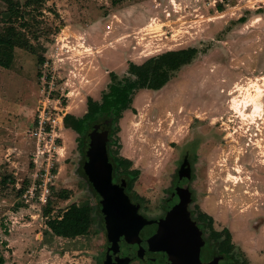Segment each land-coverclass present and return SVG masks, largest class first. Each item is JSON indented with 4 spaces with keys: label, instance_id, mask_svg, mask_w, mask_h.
I'll return each instance as SVG.
<instances>
[{
    "label": "rangeland",
    "instance_id": "rangeland-1",
    "mask_svg": "<svg viewBox=\"0 0 264 264\" xmlns=\"http://www.w3.org/2000/svg\"><path fill=\"white\" fill-rule=\"evenodd\" d=\"M10 1L12 11L0 0V36L13 28L26 47L13 50L9 70L0 67V250L5 264H101L104 232L96 196L80 163L87 135L61 132L63 149L51 150L55 177L42 206L21 197L48 158L47 153L40 155L44 149H37L30 131L48 95L52 118L58 113L80 117L89 92L108 84L110 72L118 79L133 78L130 62L139 65L166 51L196 48L199 53L163 88L134 94L135 112L125 115L120 131L126 144L122 150L132 154L139 173L125 177L123 166L114 178L131 182L130 193L142 204V212L158 218L188 154L191 174L184 189L193 201L188 210L194 216L200 213L196 202L210 193L213 199L203 206L219 220H228L214 201L218 189L223 199L235 190L229 209L233 206L236 213L251 198L253 208L260 206L264 0H124L115 6L112 0ZM251 97L261 104L260 116H248L251 107L243 111L245 116L238 115L233 101L241 108ZM118 135L111 127L112 157L121 149ZM63 191L69 194L67 200L58 197ZM48 203L50 218H58L72 204L89 205L90 229L75 239L54 236L42 214ZM240 222L229 224L231 238L253 255L264 248V236L254 237Z\"/></svg>",
    "mask_w": 264,
    "mask_h": 264
},
{
    "label": "trees",
    "instance_id": "trees-1",
    "mask_svg": "<svg viewBox=\"0 0 264 264\" xmlns=\"http://www.w3.org/2000/svg\"><path fill=\"white\" fill-rule=\"evenodd\" d=\"M8 3L9 10L12 11V2L5 0ZM124 0H112V5H117ZM220 9V7H219ZM20 34L15 32L13 28L8 30L4 36H0V67L9 70L13 63V50L15 48H25L26 44L19 37ZM196 48H187L181 50L166 51L154 57L147 59L142 64L130 62L128 65V74L133 78L118 79L117 76L110 72V83L101 96V101H94L93 98H86L87 111L82 117H76L71 114H65L63 117V125L67 129H71L78 136L87 135L92 128V124L97 122L102 116L111 120L113 127H116V133L119 128L117 126L122 113L126 110L135 112L132 107L133 96L138 90H159L173 77V74L180 70L184 65H188L198 55ZM44 63V58L39 59V64ZM89 130V131H88ZM78 147L80 143L77 141ZM83 145V143H82ZM85 144L82 153L85 152ZM120 161V160H117ZM125 166L126 170H121L125 175L136 177L138 170H129L130 163L120 161L118 169ZM55 172V171H54ZM132 183L128 182L129 188ZM58 197L62 200H67L69 194L67 191L61 192ZM42 214L47 221L46 226L50 232L59 238L75 239L85 234L91 226L92 215L89 205L77 206L75 204L66 208L62 215L58 218H50L51 208L48 205L42 211ZM198 219L208 223H212V218L199 214ZM223 232L225 235V243L229 244L230 235L227 230ZM0 264H5V259L0 250Z\"/></svg>",
    "mask_w": 264,
    "mask_h": 264
},
{
    "label": "water",
    "instance_id": "water-1",
    "mask_svg": "<svg viewBox=\"0 0 264 264\" xmlns=\"http://www.w3.org/2000/svg\"><path fill=\"white\" fill-rule=\"evenodd\" d=\"M98 129L99 126L96 125L87 134L88 143L85 152L86 162L83 165L84 174L93 190L99 195L100 207L106 218L105 227L120 232L119 237L124 236L126 233L124 228L127 227L128 233L132 232L135 235L143 227L142 222H144V219L137 214L136 207L131 206L129 203L123 193V187L112 184L113 167L107 155L108 130L100 132ZM187 202L186 196H182L179 203L172 208L171 216L167 217L164 224H160L158 231L169 232L172 235V239L162 244V249L167 250L174 257L175 264H200L199 254L203 242L201 233L190 221L189 213L186 210ZM174 231L177 232L179 238H182L178 242ZM116 237L114 240H116ZM134 241L125 236L124 242H121L122 248H119V251L123 250L125 253H120L117 250L118 244L111 240L108 243L105 264H109L110 258L115 261L118 259L123 260L124 262H122L127 264L130 259L140 256L139 252L133 253L131 250L125 249L128 244L129 246L134 245ZM156 249H159L158 246ZM156 249L154 248V252ZM140 251L143 253L145 249ZM167 257L168 254H164L151 258L150 261L153 264H161L162 262L171 264Z\"/></svg>",
    "mask_w": 264,
    "mask_h": 264
},
{
    "label": "flooded vegetation",
    "instance_id": "flooded-vegetation-1",
    "mask_svg": "<svg viewBox=\"0 0 264 264\" xmlns=\"http://www.w3.org/2000/svg\"><path fill=\"white\" fill-rule=\"evenodd\" d=\"M106 122H108V123H106ZM96 125L99 126L98 130L100 132L103 130H108L107 155H108L109 161L113 167L112 184L113 185H120L123 187V193L127 197L129 203L131 204V206L136 207L137 214L144 219V222H142V224H144L143 227L140 229L139 233H137L135 235L132 234V232L128 233V230H127L128 227H127V228H124V230H126L125 231L126 233L124 234V236L119 237L118 234H120V232L114 231L113 229L109 230L105 227L106 218H105V215L102 213V209L100 207L99 195H97V193L93 190V188H92L91 184L89 183L87 177L85 176L84 170H83V165L86 162L85 152H86L87 148H86L84 153L81 152V155H82V162H81L82 173H83L85 179L87 180L91 190L94 192V194L96 196V201L98 204V213L100 214V223H101L102 230L104 232L103 233L104 234L103 235L104 236V239H103L104 244L102 246L103 258H102L101 264H105V261L107 258L108 243H110L111 240H112V242H116L118 244L117 245L118 252L125 253V252H123V250L119 251V248H122L121 242H124L125 236L130 237V240H135L134 245L129 246V244H128V246H126L124 244L126 246L125 249H129L133 253H138V252L140 253V256H137V257H134L133 259H130L127 264H132L134 262H139V263H143V264H153L150 261L151 258H156L157 256H162L164 254H168L167 259L171 264H175L174 257L172 255H170L167 250L162 249V244L165 243V241L172 239V235L169 232H163V231L159 232L158 229H159L160 224H162V223L164 224V222H166L167 217L171 216L172 208L174 207L175 204L177 205V203H179V199L182 196H186V198H187L188 202L186 205V210L189 213L190 221H191L192 225H194L196 227L197 231H199L201 233V239H202L203 245L200 248V254H199L200 264H249L247 257L242 252H240V251L234 252L233 251L234 245L231 243V237L229 240V244L226 245L225 235H224L225 232H223L226 229L216 230L213 226V221L210 224L208 222L199 220L198 219L199 214L206 215L205 213H203L200 210V208H198L200 213H198L196 216H194V214L192 212H189L188 206L193 201H191L189 199L188 192H187V190L184 189V182L186 180H189L190 174H191V164H190V160H189L190 157L188 154H185L183 156V158L181 159V162L179 164V167L177 168V171H176L177 180L173 183L172 188L169 191L170 195L166 200L167 204L163 208L161 215L158 218L151 217V216H148L147 214L143 213L141 210L142 204L140 202H137L136 200H134L132 198L133 195H131V193H130V190H132V187L129 188L126 178H120L119 180H116L114 178V173L118 169L119 161H117L118 160L117 157L111 156L109 148H108L109 147V141H110L109 140L110 139V128L113 127L111 120L102 116L97 122L92 124L91 130ZM117 126H118V124H117ZM82 150H83V148H82ZM118 170H121V169H118ZM124 176L128 177L126 174ZM174 234H175V238H176L177 242L179 241V239H182V238L178 237L176 231H174ZM116 235H117V237H116ZM229 235H230V233H229ZM115 237H116V240H114ZM157 246L159 249H156ZM154 248L156 249L155 252H154ZM142 249H145V251H143V253H141V251H140ZM238 254H240V255H238ZM122 261L123 260H119V259L115 261L114 259L110 258V260L108 262H109V264H125V263H123L124 261L123 262ZM161 264H166V263L162 262Z\"/></svg>",
    "mask_w": 264,
    "mask_h": 264
},
{
    "label": "crops",
    "instance_id": "crops-1",
    "mask_svg": "<svg viewBox=\"0 0 264 264\" xmlns=\"http://www.w3.org/2000/svg\"><path fill=\"white\" fill-rule=\"evenodd\" d=\"M109 82H110V78H109ZM109 82H108V84H109ZM108 84L106 82L105 84H103V86L101 88L96 90V92H94V93L93 92H89L90 93L89 95L91 96V98H93L94 101L100 102L102 93L104 91L105 92L108 91V88H107ZM142 91L143 92H147L148 90H141V91L139 90V92H142ZM82 107H83V111H85V112H82L83 114L80 117H82L87 111L86 105H84ZM132 107H134L133 104H132ZM130 112H132V111L131 110L124 111L122 113V117L118 121L119 130H118L117 135L118 134L120 135V137L122 139V142L120 143V148H121L119 150L120 152L118 151V153H116V157L120 161L129 162L130 163L129 170H138V169L133 168V164L132 163H133L134 159H133V156H131L132 154L127 153L126 150L123 152L124 147L126 148V144H125V141H124V139L122 137V131H120V127L122 128L123 120L125 119V115H127ZM64 115H65V113H62V114L58 113V131H57L58 138L56 140V145H57L56 150L57 151H61L63 149V146L61 144L62 143L61 134H62V137H64L65 134L61 133L62 131H66L69 135L73 134V135L78 136L71 129H67V128L64 127V125H63V117H64ZM119 135H118V137H119ZM134 142L137 143V141H134ZM121 145H122V147H121ZM77 147H78V144H77ZM80 157H81V161H80V163H81L82 162L81 153H80ZM234 191L235 190L230 191L228 195H225L226 198L223 199L222 191L221 190L219 191V189H218V194L221 197L219 196L217 199L216 198L214 199L215 204H216V206L218 208V211L221 212V213L226 214V216L228 217L227 221L219 220L212 212L208 211L203 206L204 205L203 204L204 201H209V200L213 199V195L212 194L208 193L209 195L207 194L208 196L203 198V202L198 201V202H196V204L199 206L200 210L203 213H205L206 215H208L209 217L212 218L213 224H214V228L216 230L226 229V230L229 231L230 234L231 233L233 234L234 230L232 229V227L229 224H234L235 221H241L240 224H247V227L252 232L254 237L264 236V200H263L262 203H260V206H258V208H253V204L254 203H253L252 198H251V200H249V203L246 204V206L243 207L242 210H240V211H238L236 213V209H233V206H231L232 207L231 210L229 209V205H231V204H229V202L231 201L230 197H231V194ZM233 198H234V196H233ZM228 199H230V200H228ZM233 204L234 203H232V205ZM77 206H80V205H77ZM215 224H219L220 226H218V228H217L215 226ZM230 237H231V235H230ZM231 239H232L231 243L234 245V250L233 251L234 252H237V251L242 252L247 257L249 264H264V248L257 249L256 251H254V253L252 255L248 250H246L241 245H239L236 242V240H234L233 238H231ZM237 245H239L240 248ZM254 259H255V261H254Z\"/></svg>",
    "mask_w": 264,
    "mask_h": 264
},
{
    "label": "built area",
    "instance_id": "built-area-1",
    "mask_svg": "<svg viewBox=\"0 0 264 264\" xmlns=\"http://www.w3.org/2000/svg\"><path fill=\"white\" fill-rule=\"evenodd\" d=\"M50 102L49 95L46 98V102L42 105L41 111L38 113L35 126L30 131V137L37 141V149L43 147L44 151H40V155L43 157L47 153V159L41 163V168L35 173V183L27 187L22 192V198L25 202L35 201L42 204H47V197L51 194L52 180L55 177L54 163L52 161L51 150L57 148L56 140L58 138L57 131L55 128L58 127V116L52 118L50 109L47 108V103ZM57 109V108H53ZM36 163V159L33 160Z\"/></svg>",
    "mask_w": 264,
    "mask_h": 264
},
{
    "label": "bare ground",
    "instance_id": "bare-ground-1",
    "mask_svg": "<svg viewBox=\"0 0 264 264\" xmlns=\"http://www.w3.org/2000/svg\"><path fill=\"white\" fill-rule=\"evenodd\" d=\"M235 88V87H234ZM256 91V90H255ZM262 91V90H261ZM259 91V92H261ZM250 95V94H249ZM260 95V94H258ZM257 96V94H256ZM248 97V96H247ZM258 97V96H257ZM261 97V96H260ZM256 98V97H254ZM253 97L247 99L246 101H244V105L241 106V108H239V104L236 100L233 101L232 103V108L235 109V112L238 113V115H241V116H245V113L243 111H245L248 107H251V112L250 114L248 113V116H251L252 118L253 117H257L258 115L260 116V111L261 110V104L257 103V99L256 101L254 100ZM259 99V98H258ZM232 102V101H231ZM259 102V101H258ZM243 104V103H242ZM243 107V108H242ZM247 113V112H246ZM247 116V115H246ZM247 116V117H248Z\"/></svg>",
    "mask_w": 264,
    "mask_h": 264
}]
</instances>
